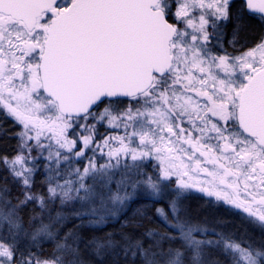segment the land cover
<instances>
[{
	"label": "snow or ice",
	"instance_id": "snow-or-ice-1",
	"mask_svg": "<svg viewBox=\"0 0 264 264\" xmlns=\"http://www.w3.org/2000/svg\"><path fill=\"white\" fill-rule=\"evenodd\" d=\"M250 19L264 25V0H0V135L16 140L0 153V264H264V34L241 40ZM192 196L259 238L197 220ZM162 200L165 227L145 228Z\"/></svg>",
	"mask_w": 264,
	"mask_h": 264
},
{
	"label": "trees",
	"instance_id": "trees-1",
	"mask_svg": "<svg viewBox=\"0 0 264 264\" xmlns=\"http://www.w3.org/2000/svg\"><path fill=\"white\" fill-rule=\"evenodd\" d=\"M254 26H255L254 20L253 19H250L249 20V28L247 30V33L246 34H242V36H241V40L242 41L244 39L253 38L252 36H253V32H254ZM228 32L231 33V25H229V27H228ZM254 36H255V32H254ZM2 127L5 128V129H7L9 134L12 133V132H14V131H16V129L14 127H12V121L11 120L4 121L3 124H2ZM15 144H16V140L14 138H9L8 135H0V153L11 154V152L13 151V149L15 147ZM2 174L3 173H0V175H2ZM36 188H37V190H40V191L43 190L40 187V178L39 177L37 179ZM13 195L14 196L15 195H19V192L14 189L13 190ZM13 202H15V201H13ZM143 203H146V201L139 200V201H137L136 203H134L132 205V208L134 209L139 204H143ZM156 207H164V208H167V205H166V202L163 201V200L162 201H159L156 204H151L149 206V209H148V212H147V216L149 218L148 219H145L143 221V224H144V227L145 228H156L158 230H162L165 227V225L156 216V214H155V208ZM52 208H53V214H54L57 206L56 205H53ZM192 209L193 210H196V211H194L195 214L196 213L198 214V212L201 213L200 205H197L196 204L194 207H192ZM36 213H40V209L36 205H34V204H29L27 207H25L23 209V211L21 213V215L23 217V220H24V223H25V227L29 228V230H31L32 228H34L36 226V222L35 221H33V223L31 225H29V223H28L29 222V217L32 216V215H35ZM131 214L132 213H131V209H130L129 212L127 213V215L128 216H131ZM122 220H123V217H122ZM45 222H47L46 217H45ZM73 224H74L73 221H69L66 225H64V229L72 228L73 227ZM119 227H120V224L119 223H115V224H111L110 223L109 225H107L103 229L102 232H98L97 234L98 235H102L103 232L118 230ZM242 227H244V226L239 224L238 228L241 229ZM126 230H131V229H126ZM136 231H137V233H139L140 231H143V229H137ZM53 249H54V245L51 242H46L43 245V252H42L43 257L47 258L51 254V252L53 251ZM83 255H84L85 261H90V260H93L94 259L87 251H85L83 253ZM223 264H226V262L224 260H223Z\"/></svg>",
	"mask_w": 264,
	"mask_h": 264
},
{
	"label": "flooded vegetation",
	"instance_id": "flooded-vegetation-1",
	"mask_svg": "<svg viewBox=\"0 0 264 264\" xmlns=\"http://www.w3.org/2000/svg\"><path fill=\"white\" fill-rule=\"evenodd\" d=\"M253 20L255 24L254 26L255 36L253 32V36H252L253 38L246 39L248 42V46H251L252 44L257 42L259 40L260 35L264 34V25H262L258 19H253ZM230 36L231 33H229L227 29V36L225 37V46H227V40ZM187 204L192 207H194L196 204L200 205L202 214L200 212H198V214L196 213V216L198 217L197 220L203 221L205 218H207L209 224L213 225L215 220L221 219L227 222L226 225L223 226L222 230L235 231L237 237L242 235L245 231H247L253 238H259L260 236L258 230L253 229L250 225L242 222L239 216L227 213L223 207H218V208L210 207L205 203L204 200L198 199L195 196L189 197L187 200ZM239 224L243 225L244 227H242L241 229L238 228Z\"/></svg>",
	"mask_w": 264,
	"mask_h": 264
},
{
	"label": "rangeland",
	"instance_id": "rangeland-1",
	"mask_svg": "<svg viewBox=\"0 0 264 264\" xmlns=\"http://www.w3.org/2000/svg\"><path fill=\"white\" fill-rule=\"evenodd\" d=\"M166 202V201H165ZM166 205H167V203H166ZM188 205V204H187ZM191 209H192V206H190V205H188ZM165 209H167V208H165ZM194 216H195V218L196 219H198V217L196 216V214L194 213ZM69 221H66L65 223H64V225H66L67 223H68ZM64 225H63V227H61L60 228V233H61V235H63V233L64 232H66L68 229H64ZM209 226H216L215 224H213V225H211V224H209ZM232 229V228H231ZM83 257H84V255H83ZM214 258H218V259H220L222 262H223V260H224V258L222 257V256H219V254H214ZM223 258V259H222Z\"/></svg>",
	"mask_w": 264,
	"mask_h": 264
}]
</instances>
